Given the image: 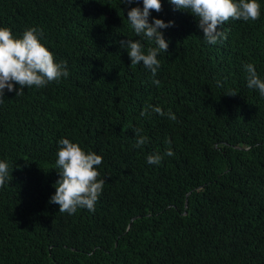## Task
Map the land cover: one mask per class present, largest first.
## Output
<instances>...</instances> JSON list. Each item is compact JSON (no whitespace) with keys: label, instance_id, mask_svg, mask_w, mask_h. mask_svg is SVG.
I'll return each instance as SVG.
<instances>
[{"label":"trees","instance_id":"trees-1","mask_svg":"<svg viewBox=\"0 0 264 264\" xmlns=\"http://www.w3.org/2000/svg\"><path fill=\"white\" fill-rule=\"evenodd\" d=\"M121 2L0 0V27L17 37L42 29L69 71L21 96L5 89L0 264H264V97L243 68L264 80V0L260 19L227 21L215 45L193 15L161 0L149 22L174 25L161 29L169 47L155 76L120 45L140 39L127 12L142 0ZM141 42L145 53L155 46ZM149 105L177 119L141 116ZM136 129L148 138L139 148ZM61 138L103 157L94 212L49 203ZM150 154L161 163H147Z\"/></svg>","mask_w":264,"mask_h":264},{"label":"clouds","instance_id":"clouds-1","mask_svg":"<svg viewBox=\"0 0 264 264\" xmlns=\"http://www.w3.org/2000/svg\"><path fill=\"white\" fill-rule=\"evenodd\" d=\"M176 10H184L193 15L198 21V28L203 32L204 41L215 45L221 39H226V33L222 26L229 20H243L245 22L256 21L261 17V4L258 0H168ZM121 3L132 4L133 0H122ZM143 7H132L127 12V21L135 35L140 39L120 41L122 48L128 52L131 66L143 64L150 70L153 76L160 68V60L157 58L161 52L167 53L169 43L164 38L161 29H167L174 25L173 21L165 23L162 19L153 18L149 22L150 12H161L163 9L161 0H142ZM42 29L36 27L26 28L22 35L14 36L12 30L0 27V103L4 100V92H15L16 96L24 94L25 88H42L49 83H59L61 78H67L69 71L67 62H56L55 57L45 47L40 37ZM141 40L154 43L144 51ZM246 73L247 87L259 92L264 97V80H262L252 63L243 65ZM159 86V80H153ZM219 83V82H218ZM19 85V88H16ZM228 95L235 96V92ZM151 112L160 116H167L175 121L177 118L169 110L165 113L159 106H145L141 116H148ZM142 130L136 129V144L139 148L148 138L140 135ZM171 143V141H167ZM165 156H173L171 148L164 153ZM55 168L58 169L59 179L55 182V194L49 203L59 205V213L74 214L77 209L95 211V204L103 191L104 179L97 170L102 164L103 157L95 152L84 151L77 143L69 139L61 138L58 141ZM163 156L150 154L147 163L158 165ZM9 177V165L0 161V187L5 185Z\"/></svg>","mask_w":264,"mask_h":264}]
</instances>
